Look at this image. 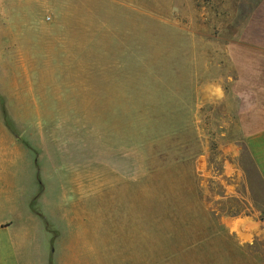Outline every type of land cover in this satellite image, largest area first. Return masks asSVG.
<instances>
[{"label":"rangeland","instance_id":"374dc122","mask_svg":"<svg viewBox=\"0 0 264 264\" xmlns=\"http://www.w3.org/2000/svg\"><path fill=\"white\" fill-rule=\"evenodd\" d=\"M3 125L58 252L264 264V0H0Z\"/></svg>","mask_w":264,"mask_h":264},{"label":"crops","instance_id":"0c3cea01","mask_svg":"<svg viewBox=\"0 0 264 264\" xmlns=\"http://www.w3.org/2000/svg\"><path fill=\"white\" fill-rule=\"evenodd\" d=\"M0 133V264H91L70 239L63 253L57 251L62 240L33 207L42 196L39 185L23 173L24 156L14 154L5 125ZM245 142L264 182V129L250 134ZM69 235L76 237L71 230Z\"/></svg>","mask_w":264,"mask_h":264},{"label":"trees","instance_id":"16d2710c","mask_svg":"<svg viewBox=\"0 0 264 264\" xmlns=\"http://www.w3.org/2000/svg\"><path fill=\"white\" fill-rule=\"evenodd\" d=\"M160 168H161V167L156 168L155 171H156V170H157V171L160 170Z\"/></svg>","mask_w":264,"mask_h":264}]
</instances>
